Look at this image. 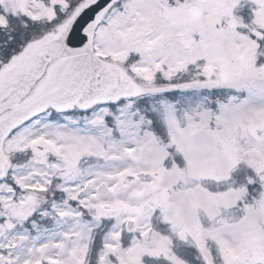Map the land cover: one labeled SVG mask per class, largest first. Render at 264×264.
Instances as JSON below:
<instances>
[{
  "label": "snow or ice",
  "instance_id": "snow-or-ice-1",
  "mask_svg": "<svg viewBox=\"0 0 264 264\" xmlns=\"http://www.w3.org/2000/svg\"><path fill=\"white\" fill-rule=\"evenodd\" d=\"M0 264H264V0H0Z\"/></svg>",
  "mask_w": 264,
  "mask_h": 264
}]
</instances>
